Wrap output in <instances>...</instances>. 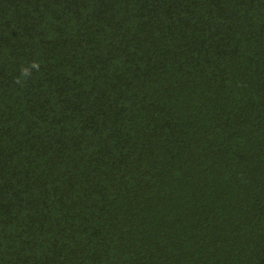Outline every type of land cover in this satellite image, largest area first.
I'll list each match as a JSON object with an SVG mask.
<instances>
[{"label": "trees", "instance_id": "obj_1", "mask_svg": "<svg viewBox=\"0 0 264 264\" xmlns=\"http://www.w3.org/2000/svg\"><path fill=\"white\" fill-rule=\"evenodd\" d=\"M0 264H264V0H0Z\"/></svg>", "mask_w": 264, "mask_h": 264}, {"label": "clouds", "instance_id": "obj_2", "mask_svg": "<svg viewBox=\"0 0 264 264\" xmlns=\"http://www.w3.org/2000/svg\"><path fill=\"white\" fill-rule=\"evenodd\" d=\"M40 64L38 61H33L28 67L22 69V76L28 77L31 75L32 69L39 71ZM19 82V81H18Z\"/></svg>", "mask_w": 264, "mask_h": 264}]
</instances>
